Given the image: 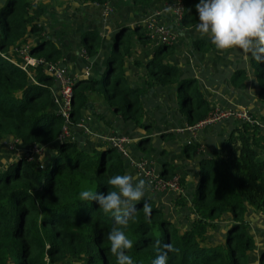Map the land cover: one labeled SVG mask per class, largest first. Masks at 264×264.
<instances>
[{
	"label": "trees",
	"instance_id": "1",
	"mask_svg": "<svg viewBox=\"0 0 264 264\" xmlns=\"http://www.w3.org/2000/svg\"><path fill=\"white\" fill-rule=\"evenodd\" d=\"M33 1L6 0L0 8V139L9 136L16 140V147L45 144L51 150L44 169L40 168L41 161L27 160L22 153L0 169V264H57L73 258L83 264H116L106 238L113 218L103 214L95 202H81L78 194L88 189L106 193L108 179L125 173L123 160L107 144L88 153L79 148L76 135L71 141L58 139L63 117L48 111L53 80L44 64L58 62L60 47L49 39L29 47L27 55L42 64L27 65L26 70L4 58L10 50L21 47L26 31L40 36L41 28L34 20L42 9L37 7L35 12L27 13ZM79 1L103 6L110 0ZM129 1L145 7L151 0ZM197 2L182 0L179 27H173L174 31L178 33L198 22L194 7ZM79 38L86 58L98 52L100 37L96 30L84 31ZM130 38L144 43L150 40L143 26L121 28L112 39L102 78L73 82L67 111L69 123L79 122L89 94L94 93L122 120L144 128L140 96L150 88L173 83L177 84V110L186 124L193 125L205 117L209 108L195 80L179 79L177 68L166 62L172 51L169 43L158 44L153 50L145 65L147 80L127 86L121 63L128 54ZM190 45L200 52L215 48L209 40L201 39L191 40ZM12 56L15 62H22L17 53ZM249 66L256 96L264 102V64L249 59ZM244 78V71L239 69L232 74L230 83L236 86ZM144 143L139 144L142 152L149 147L146 140ZM194 150V146H184L185 158L190 159ZM159 176L166 180L173 175L165 167ZM178 182L181 189L179 179ZM144 201L152 207L150 222L143 212ZM245 203L264 218V130L242 123L232 129L212 157L200 160L195 191L188 205L193 214L188 228L178 232L151 199L144 197L136 205L135 219L124 229L134 241L128 255L135 264H152L157 255L154 242L160 239L178 250L169 253L168 264H248L246 256L254 245L246 233ZM224 212L230 213L231 224L224 234L223 246L206 245L208 230ZM258 264H264V250Z\"/></svg>",
	"mask_w": 264,
	"mask_h": 264
},
{
	"label": "crops",
	"instance_id": "2",
	"mask_svg": "<svg viewBox=\"0 0 264 264\" xmlns=\"http://www.w3.org/2000/svg\"><path fill=\"white\" fill-rule=\"evenodd\" d=\"M5 1L0 0V8ZM170 1L151 0L148 6L143 7L131 4L129 0H110L103 6L81 3L79 0H34L27 13L35 12L37 7L42 9L34 20L41 28L40 36L26 31L20 46L28 50L40 41L49 39L62 49L57 63L67 72L77 79L99 80L102 78L115 32L121 28L142 27L144 17L152 11H160L164 3ZM159 21L171 31L168 43L172 46V51L166 57V62L177 68L179 79L195 80L209 110L213 107H244L253 116L264 119V102L256 96L257 87L249 66L250 58L231 51L218 55L215 48L207 52L196 51L190 45L191 40L208 38L199 37L194 26L177 33L173 27H179V23L174 22L170 15H161ZM87 30H96L100 37L98 52L89 58L83 55L79 38ZM128 43L129 51L121 63V73L127 86L132 87L147 80L145 65L157 45L151 41L138 42L133 38ZM9 54L7 56L13 58L11 50ZM239 69L244 71L245 78L233 86L230 78ZM176 86L173 83L150 88L140 96L143 109L141 122L145 124L144 128L129 120H122L112 112L100 95L91 93L86 108L80 112L79 122L72 125L71 130L79 137V148L88 153L93 148L106 145L100 140L101 137L121 135L130 139L126 158L119 154L124 163V174L143 179L131 164L141 158L156 175L162 174L166 167L169 173L177 176L181 181L179 192L158 194L148 189L145 197L151 199L162 217L181 233L188 228V223L193 218L188 205L195 191L200 160L212 157L232 129L240 124L226 119L191 131L186 128L185 117L177 110ZM51 90L57 94L54 80L50 92ZM57 109L50 94L48 111L56 113ZM7 139L10 140L11 137L8 136ZM144 140L149 143V147L142 152L139 144L143 146ZM186 145L195 147L190 159H186L183 152ZM244 207L246 233L251 236L254 245L253 250L247 253L246 261L248 264H258L259 254L264 250V218L248 204L245 203ZM214 223V227L205 236V244L223 246L224 234L231 224L230 213H222ZM213 234L215 240L210 238ZM74 260L78 259L73 258L57 264H72Z\"/></svg>",
	"mask_w": 264,
	"mask_h": 264
},
{
	"label": "clouds",
	"instance_id": "3",
	"mask_svg": "<svg viewBox=\"0 0 264 264\" xmlns=\"http://www.w3.org/2000/svg\"><path fill=\"white\" fill-rule=\"evenodd\" d=\"M194 7L198 14L195 33L201 38L207 37L218 55L231 51L264 64V0H198ZM45 166L42 164L40 167L44 169ZM107 184L109 189L106 193L82 190L78 194L79 200L95 202L103 214L113 218V226L106 238L110 243V253L116 257V264H135L128 255L134 241L124 229L135 219L136 205L144 200L150 185L144 179L127 173L109 178ZM142 207L150 222L151 205L144 201ZM154 246L157 255L152 264H168L169 253L178 251L171 243L160 239L154 242Z\"/></svg>",
	"mask_w": 264,
	"mask_h": 264
},
{
	"label": "built area",
	"instance_id": "4",
	"mask_svg": "<svg viewBox=\"0 0 264 264\" xmlns=\"http://www.w3.org/2000/svg\"><path fill=\"white\" fill-rule=\"evenodd\" d=\"M182 9V0H171L170 2L164 3V6L160 11H152L142 20V26L148 31V35L151 42L154 45L161 43H168L171 37V31L167 28L162 22L159 21V18L163 14L170 15V18L174 22L179 23V18L181 15ZM12 53H17L22 62H15L13 58L4 56L6 60L14 63L21 70H26V66H36L42 64L41 60L27 55L26 47H18L11 50ZM44 68L49 72L54 82L56 83V92L51 90L52 102L57 104L56 114H59L63 117V123L61 126L60 134L58 139H68L71 140L74 137V132L71 130L72 125L69 123L67 118V111L70 106V95H71V86L73 82L77 79L73 74L67 72L65 68L56 63H46ZM86 74V73H85ZM233 120L239 124L247 123L250 125H256L264 130V121L260 120L258 117L253 116L248 109L244 107H213L202 119L198 120L193 125H186V128L191 131L199 130L203 127L210 126L214 123L220 122L222 120ZM9 139H0V145L5 144V141ZM100 140L104 141L106 144L110 145L118 154L126 158L127 149L129 140L125 136L115 135L112 137H101ZM14 141H8L14 146ZM20 148L16 147L15 151H18ZM48 146L45 144L30 145L24 147L21 152L27 160L39 161L41 155L46 154ZM133 162V161H131ZM134 168L137 171V174L140 175L149 185L150 191L153 193H164V192H179L180 186L177 176H172L170 179H162L159 175H156L148 166L147 162L141 158L137 159L133 163Z\"/></svg>",
	"mask_w": 264,
	"mask_h": 264
},
{
	"label": "rangeland",
	"instance_id": "5",
	"mask_svg": "<svg viewBox=\"0 0 264 264\" xmlns=\"http://www.w3.org/2000/svg\"><path fill=\"white\" fill-rule=\"evenodd\" d=\"M112 42V41H111ZM10 138V137H9ZM8 141H12V140H7V141H5V144H1L0 145V169L1 168H3L8 162H9V160L10 159H14V158H16L17 156H19L18 154H21V152H23L22 151V149H24V148H20L18 151H15V148L16 147H12L11 145V143L10 142H8ZM19 148V147H18ZM50 150L51 149H48V151L46 152V154H44V155H41L40 157H39V161H41V164H40V166L43 164H46L45 162H46V156H47V154L50 152ZM23 155V154H22ZM8 161V162H7ZM11 161V160H10ZM3 166V167H2ZM40 168H42V167H40ZM211 239H213V240H215L216 239V237H215V234H213L211 237H210ZM74 263H72V264H79V263H81V261L78 259L77 261L76 260H74L73 261Z\"/></svg>",
	"mask_w": 264,
	"mask_h": 264
}]
</instances>
